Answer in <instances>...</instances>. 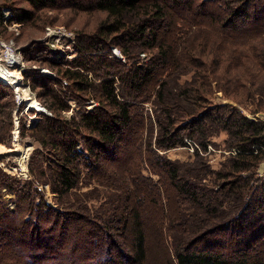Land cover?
I'll return each instance as SVG.
<instances>
[{"label":"trees","instance_id":"16d2710c","mask_svg":"<svg viewBox=\"0 0 264 264\" xmlns=\"http://www.w3.org/2000/svg\"><path fill=\"white\" fill-rule=\"evenodd\" d=\"M23 1L30 10L14 14L22 24H45L53 11L66 25H74L82 14H100L102 19L92 31L80 30L78 55L67 68L49 61L45 50L38 60L59 78H34L30 85L33 91L40 89L36 96L51 113L27 130L38 144L29 162L32 179L21 182L0 170V264H75L77 250L87 253L81 264H145L140 199L134 201L130 192L126 201L120 195L110 200L105 196L95 208L89 204L93 190L79 191L96 180L103 184L99 179L105 178L104 164L117 160L138 128L147 125L155 137L144 142L145 150L168 176L180 201L193 210L187 223L177 225L184 236L199 234L197 239L210 244L199 250L184 238L169 236L176 263L264 264V184L258 185L255 173L264 159V123L248 119L231 105H213L206 63L162 37V32L178 31L177 17L208 18L226 38L263 34L264 0ZM113 46L126 63L109 58ZM143 53H149L146 63L140 59ZM190 73L191 79L183 81ZM59 79L68 86L56 90ZM0 88L14 103L12 88ZM246 98L256 100L251 114L264 112V93ZM71 101L79 109L66 118L63 113L70 111ZM90 102L97 106L85 108ZM145 105L151 106L150 113L137 114ZM6 108L0 104V133L6 129ZM10 131L9 124L6 138ZM222 133L226 148L236 153L212 171L201 152ZM187 140L196 147L192 164L159 155L185 147ZM141 148L138 141V153ZM40 184L49 185L55 203L65 210L52 209L43 198L36 206ZM3 189L16 194L19 208L29 209L33 220L9 212L1 199ZM105 205L111 206L108 212ZM225 245H232V251L217 250Z\"/></svg>","mask_w":264,"mask_h":264},{"label":"rangeland","instance_id":"374dc122","mask_svg":"<svg viewBox=\"0 0 264 264\" xmlns=\"http://www.w3.org/2000/svg\"><path fill=\"white\" fill-rule=\"evenodd\" d=\"M203 1L208 2L209 0ZM4 10H9L15 14V12L20 10H30V7L23 0H0V13ZM65 12L68 13V11ZM47 14L49 20L45 24L20 23L22 27L18 36L8 29V25H4L2 21H0V37L6 41L13 40L14 44L21 52L25 62V84H27L30 89V85L34 78L36 80L43 77L52 78L49 75L43 74V70H48L56 75L55 71L51 70V67H49L47 63L39 64L38 62L43 56L42 52L44 50L49 61L61 64L62 68H67L78 55L77 37L80 30L83 29L90 32L95 28L97 22L102 19V15L100 14L96 16L82 14L79 18L75 19L74 25H66V23L63 22V16L56 11ZM174 19L179 25L178 31L162 32V37L168 42L179 46L180 49L198 54L201 61L206 63L207 70H209L206 74L211 80V89L209 90L210 102L218 106L231 105L237 108L239 112L247 118H251L257 114L259 116L260 114H264V112L251 114L250 112L255 108L256 100L255 98H246V94L258 97L262 96L264 93V67L262 66L264 64V31H262L263 34L253 32L245 37L232 36L231 38H226L224 35H221L220 28L215 23L212 24L208 18L187 20L177 17ZM47 28H64L67 33L73 36L74 43L72 44L70 40L61 38L59 35L48 36L46 31ZM63 48L70 49L66 50L70 58L65 55H61L63 58H50L52 53H56V50ZM113 49L120 52L119 48L115 46L111 47L109 50V58H115L121 63H126L122 53L120 52L124 61L113 54ZM148 55L149 53L140 54L141 61L144 63L148 62ZM55 77L57 79L59 78L57 75ZM191 77L192 74L190 73V75H186L183 78V81L191 79ZM59 81L60 87L58 85L54 86L56 90H60V88L64 89L68 86L66 80L59 79ZM65 82L67 84H65ZM241 86H244V88ZM260 89L262 93L254 95L255 91L257 92V90ZM31 91L35 93L37 90L33 91L31 89ZM0 99V104H6L7 106L2 116V119L4 118L5 120L3 128H6L5 131H7L9 124L11 125V131L7 138L5 137V131L0 133V147H3L2 149L4 151L3 155L0 156V170L11 177L19 179L21 182L30 181L32 178L29 172V162L33 152L38 149V144L27 130L31 129L32 126L41 119V116L45 114L38 115L37 120L32 122L30 127H27L25 124L34 116V111H27L25 115L22 114L20 119V130L18 136L15 137L13 132V113L16 109V105L14 104L15 101L12 103L9 92L1 90V88ZM36 100L43 107L45 106L44 103L43 105L41 101H39L37 96ZM90 103L91 104L85 106V108L91 109L97 106L95 102ZM70 106V111L63 113L66 118H70L73 112L79 109L78 105L73 101L70 102ZM150 107V105H145L144 110H136V112L142 115L144 113L149 114ZM10 109H12V115L10 114L8 116ZM148 129V125L139 127L138 133L134 135L132 140L126 145V148L121 149L118 155L119 158L108 165L104 164L103 170H106V175L104 179H99V182H103V184L98 183L96 180L92 185L81 188L79 193L82 194L87 192V190H93L92 196L95 197H92L93 200H91L89 204L95 208L100 206L101 199L105 198V196L110 200L114 196L120 195L122 196V201H126V199H128V193H132L134 201L140 199V201H138V203L140 202L139 212L145 234L147 252L145 264H177L175 259H173L170 249L169 236H175L176 239L184 238L189 244H195L194 248L199 250L209 249L210 244L203 238L197 239L199 234H187L184 236L185 232L182 230L183 228L177 225V223L181 222L187 223L188 216L193 210L186 205L187 203L184 204L180 201V197L170 184L168 176L158 165L154 164L149 150L147 148L145 150V143H148V138L152 141L155 137L154 132L150 136ZM138 141L139 143L141 141L142 144L139 153L136 150ZM225 141L226 135L222 133L213 138L212 144L208 146L206 152H201V155L205 157V161L212 171L220 170L221 164H223L228 157L236 153V150H228L226 148ZM186 144L185 147L160 152L159 155L171 162L192 164L196 147L188 140ZM21 149H23V151L27 150L28 153L24 163L25 168H23L18 161L19 150ZM258 169L259 166L255 169V173L256 177L259 179L258 185H262L264 184V176L261 177L258 174ZM143 179L146 182H143ZM37 187L39 194L36 197V206L43 198L46 204L52 207V209L57 211L65 210V207L55 203V196L50 192L49 185L40 184ZM1 193V199L8 207L9 212H16L17 218L33 220V213L30 212L29 209L21 208V206L19 208V200L14 192H8L7 189H3ZM110 209L111 206L105 205V211L108 212ZM187 210L189 211L188 213ZM190 221L191 219H189V223ZM169 226H171V228L168 229ZM128 240L130 242L131 237L128 236ZM232 248V245H225L223 249L217 250H222L227 253L231 252ZM76 255L75 264H81L83 263V259L87 256V253L83 252V250H77ZM88 264H94V261L89 260Z\"/></svg>","mask_w":264,"mask_h":264},{"label":"built area","instance_id":"2783aa9c","mask_svg":"<svg viewBox=\"0 0 264 264\" xmlns=\"http://www.w3.org/2000/svg\"><path fill=\"white\" fill-rule=\"evenodd\" d=\"M0 21L4 25H8V29L13 32L16 36L20 34V29L22 27V24L18 23L15 20L14 14L9 10H4L2 13H0ZM47 35L53 36V35H59L61 38H66L71 41V43H74V38L71 34L67 33L64 28H47ZM66 50H70L69 48H63L56 50V53H52L50 55V58L54 57H61V55H65L66 57L70 58L66 52ZM113 54L119 58L120 60L124 61L123 57L121 56V53L113 49ZM25 62L22 58L20 50L17 48V46L14 44L13 40L6 41L0 37V84L9 86L13 90L14 94V100L16 109L13 113L14 116V136H18L19 130H20V119L22 117V114L25 115V112L27 111H34V116L31 117L26 124L24 121V124L27 127H30L32 122H35L37 120L38 115L45 114V115H51L45 107H43L37 100L35 93H33L30 89V87L25 84ZM43 74L49 75L52 78H56L55 74L52 72H49L48 70H43ZM4 78H7L5 81ZM65 84H67L65 82ZM27 90L29 94V100L32 102L29 104V102L24 97V91ZM40 108L41 111H38L35 107ZM91 107V106H90ZM264 114H260V117L258 114L253 117H249L248 119L257 121L261 120L264 123ZM255 149V147H254ZM258 174L262 177L264 176V160L259 165Z\"/></svg>","mask_w":264,"mask_h":264},{"label":"bare ground","instance_id":"6f19581e","mask_svg":"<svg viewBox=\"0 0 264 264\" xmlns=\"http://www.w3.org/2000/svg\"><path fill=\"white\" fill-rule=\"evenodd\" d=\"M5 79V81L7 80V78H4ZM24 97H25V99L29 102V104H31L32 102L29 100V94H28V92H27V90H25L24 91ZM34 107H35V105H34ZM38 111H41L40 110V108H38V107H35ZM3 148V147H2ZM1 147H0V156H2L3 155V153H4V151H3V149H2ZM24 149V148H23ZM23 149H21V150H19V157H18V161H19V163H20V165L23 167V168H25V165H24V163H25V160H26V158H27V155H28V153H27V150L26 151H23ZM25 150V149H24ZM29 151V150H28Z\"/></svg>","mask_w":264,"mask_h":264}]
</instances>
